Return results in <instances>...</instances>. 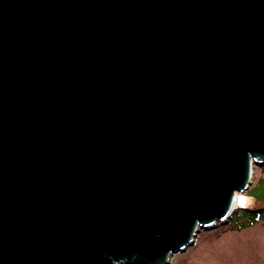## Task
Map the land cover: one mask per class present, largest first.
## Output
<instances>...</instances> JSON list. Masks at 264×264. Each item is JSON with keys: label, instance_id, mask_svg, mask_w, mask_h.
<instances>
[{"label": "water", "instance_id": "95a60500", "mask_svg": "<svg viewBox=\"0 0 264 264\" xmlns=\"http://www.w3.org/2000/svg\"><path fill=\"white\" fill-rule=\"evenodd\" d=\"M256 164L264 0H0V264H170Z\"/></svg>", "mask_w": 264, "mask_h": 264}, {"label": "rangeland", "instance_id": "374dc122", "mask_svg": "<svg viewBox=\"0 0 264 264\" xmlns=\"http://www.w3.org/2000/svg\"><path fill=\"white\" fill-rule=\"evenodd\" d=\"M251 190L252 187H255ZM254 194L264 196V165H255L248 189L238 193V203L226 224L202 230L185 252L175 254L170 264H264V219L246 225V208L264 207ZM245 200L240 205V198Z\"/></svg>", "mask_w": 264, "mask_h": 264}, {"label": "trees", "instance_id": "16d2710c", "mask_svg": "<svg viewBox=\"0 0 264 264\" xmlns=\"http://www.w3.org/2000/svg\"><path fill=\"white\" fill-rule=\"evenodd\" d=\"M255 187H252L251 190H253ZM250 196L255 197L256 202H264V196L259 197L251 194ZM241 215L245 216L247 218V224L248 226L254 225L257 221L264 219V207H256V208H246L245 211L241 213Z\"/></svg>", "mask_w": 264, "mask_h": 264}, {"label": "snow or ice", "instance_id": "6c2138e0", "mask_svg": "<svg viewBox=\"0 0 264 264\" xmlns=\"http://www.w3.org/2000/svg\"><path fill=\"white\" fill-rule=\"evenodd\" d=\"M239 202H240V205H241V206H244V204H245V200H244L243 197L240 198Z\"/></svg>", "mask_w": 264, "mask_h": 264}, {"label": "bare ground", "instance_id": "6f19581e", "mask_svg": "<svg viewBox=\"0 0 264 264\" xmlns=\"http://www.w3.org/2000/svg\"><path fill=\"white\" fill-rule=\"evenodd\" d=\"M237 203H238V201H237ZM237 203H235V205H234V209H236V207H237ZM234 209H233V210H234Z\"/></svg>", "mask_w": 264, "mask_h": 264}]
</instances>
